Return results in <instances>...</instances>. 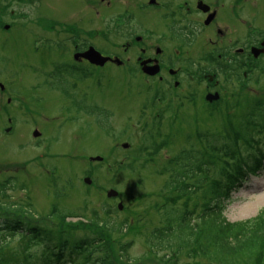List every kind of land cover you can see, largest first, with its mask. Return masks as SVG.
I'll return each instance as SVG.
<instances>
[{
	"label": "rangeland",
	"instance_id": "obj_1",
	"mask_svg": "<svg viewBox=\"0 0 264 264\" xmlns=\"http://www.w3.org/2000/svg\"><path fill=\"white\" fill-rule=\"evenodd\" d=\"M249 1L257 3L252 5L249 21L247 19V24L250 22L253 29L248 31L247 36L253 40L247 44H253L257 32L264 30V0ZM56 3L57 0H54V5ZM36 21V18L21 19L17 24L11 21L17 29L11 39L9 37L7 46L0 50V82L5 89L3 95L0 89V180L15 181L14 189L7 190V194L15 201L30 197L38 216L48 214L56 205L65 214L77 216L68 218L72 221L106 223V227L94 226L98 229L94 232L80 228L71 238L78 240L88 234L99 238L100 233L107 232L112 245L104 244L109 247L108 254L117 257V264H130L118 254L117 244L126 241V238H134L128 249V257L134 260L133 264H168L166 255L169 254L166 251L170 250L158 248V255H152L148 245L149 232L166 222L161 210L173 205L170 201L166 202V195L170 193L164 190L167 179L165 165L183 148L194 147L204 151L205 145L195 140L190 142V136L196 139L197 133L202 131L220 132L229 113L233 115L235 111L247 115L262 108L264 58L252 60L254 66L248 70L240 67L238 80L226 79L218 70L209 71L214 72L210 73V76L214 74L212 80L207 72L209 62L201 60L196 54L193 57L195 60L190 59L192 63L189 60V65L186 64L187 75L182 83L178 87L173 86V82L171 86L165 85L170 91L159 88L161 84L158 81L129 73L125 69L128 66L125 67L117 59H112L105 66L92 64L99 68L93 69L92 76L83 81L67 79L60 82L48 77L46 72L43 77L41 73L38 75L34 71L36 68L29 67L31 71L24 68L26 62L47 64L48 59L58 58L56 51L42 50L40 39L35 45L38 50L30 45L33 34L25 27H36ZM92 26L95 45L104 50L111 49L110 45L101 43L104 34L99 30L100 18H93ZM0 30L6 32L1 27ZM244 35L237 31L231 36L232 57L246 41V37H241ZM215 42L221 47L220 42ZM214 45L206 43L205 46L211 51L218 47ZM213 54L217 57V52ZM131 64L133 69L138 68ZM191 71L196 74L190 78L188 73ZM196 79L201 82L198 86L200 92H196L190 101L193 95L188 85ZM209 86L221 93V103L210 105L204 101L202 91ZM240 95V105L232 110L235 97ZM4 107H9L8 111ZM251 115L254 116L253 113ZM11 118L14 119L10 121ZM36 129L41 133L39 136L34 134ZM124 143L129 146L122 147ZM258 147L264 151L263 140ZM250 151L243 153L246 155ZM138 152L141 156L132 157L131 153ZM96 156L103 159L94 160ZM85 177L91 178L92 183L85 184ZM22 185L27 186L26 191L21 189ZM111 190H115L117 196L109 197ZM201 191L186 201L185 198L178 200L177 206L185 202L188 205L186 208L192 209L197 204L195 208L199 211L207 198ZM262 208L264 172L261 176L250 177L239 191L233 192L224 209V216L229 221L247 220L256 216ZM112 209H117L113 216L109 213ZM140 218L144 222L142 229L135 222ZM122 220L126 222L127 232L119 230L118 224ZM34 223L40 225V222ZM41 224L46 230H51L47 231L49 236L54 237L55 231H59L57 225ZM88 225L89 228L92 226ZM18 247L24 249L23 254H33L31 259L35 263L42 264L37 248L30 246L29 249L27 242L18 238L9 241L3 251L11 253ZM186 252L187 249H184L183 256L179 254L183 261L189 260ZM100 255L99 249H95L92 262ZM18 257L23 259L24 255ZM190 261L192 264H209L204 258Z\"/></svg>",
	"mask_w": 264,
	"mask_h": 264
},
{
	"label": "trees",
	"instance_id": "obj_2",
	"mask_svg": "<svg viewBox=\"0 0 264 264\" xmlns=\"http://www.w3.org/2000/svg\"><path fill=\"white\" fill-rule=\"evenodd\" d=\"M224 73L226 78L239 79L228 68ZM242 95L235 97L232 110L240 105ZM248 113H229L220 132L207 130L197 133L196 139L187 137L190 142L195 140L205 145L204 151L194 147L183 148L167 161L164 190L170 193L166 195V202L170 201L173 205H169V209L164 207L160 212L162 217L166 216V222L149 232L148 245L152 255H158L157 249L164 248L170 250L166 251L169 254L166 255L168 264H192L190 259L198 258L206 259L209 264H264V208L247 220L229 221L224 216L225 205L230 202L232 192L249 176L260 175L264 168V151L258 147L261 140L264 141V105ZM261 133L263 136H257ZM246 150H251V153L244 155ZM131 154L134 158L141 156L139 153ZM14 183L13 180H0V264H37L31 259L33 254H23V248H14L11 253L3 251L15 238L27 242L29 249L30 246L37 248L42 264H117V257L109 255V247L104 244L112 245L107 232L100 233L99 238L89 234L78 240L71 238L80 228L94 232L98 231L95 227H106V223L72 221L68 218L77 216L65 214L56 205L48 214L38 216L30 197L15 201L7 194V190L14 189ZM21 189L26 191L27 186L22 185ZM198 191L208 198L199 211L195 208L197 204L192 209L186 208L188 205L185 202L177 206L178 200L185 198L186 201ZM115 211L117 209H112L109 213L113 216ZM142 220L135 221L141 229L144 228ZM34 221L40 222V225ZM41 222L57 225L59 231H55L54 237L49 236L47 231L51 230L43 228ZM125 223L122 220L118 224L120 231H128ZM88 224L93 227L89 228ZM126 239L118 242V254L133 264L134 260L128 257V249L134 238ZM95 249H99L101 255L92 262ZM184 249H187L189 260L183 261V257L179 256H183ZM21 255H24L23 259L18 257Z\"/></svg>",
	"mask_w": 264,
	"mask_h": 264
},
{
	"label": "flooded vegetation",
	"instance_id": "obj_3",
	"mask_svg": "<svg viewBox=\"0 0 264 264\" xmlns=\"http://www.w3.org/2000/svg\"><path fill=\"white\" fill-rule=\"evenodd\" d=\"M252 5L257 3L249 0H57L54 5V0H0V27L6 31L0 30V50L7 46L9 37L11 39L17 29L11 21L17 24L21 19L36 18V27H25L33 34L30 45L38 50L35 45L40 39L42 50L56 51L58 58L48 59L47 64L26 62L24 68L29 71L36 68L34 71L38 75L41 73L43 77L46 72L48 77L60 82L67 79L83 81L92 76L93 69L99 68L86 57L93 47L106 57L102 66L117 59L128 66L125 69L129 73L158 81L161 88L168 89L165 85L171 86L173 82V86L178 87L182 83L187 75L186 64L196 54L209 62L207 72L211 79L214 74L210 76V73L214 72L209 71L218 70L226 76L224 71L228 68L233 76H239L240 67L248 70L254 66L252 60L264 58V30L257 32L253 44H247L253 40L247 37L248 31L253 30L250 22L247 24ZM93 18H100L99 30L104 34L101 43L110 45L111 49L104 50L95 45ZM237 31L245 33L241 37H246V41L232 57L231 36ZM206 43H216L214 46L218 47L209 51ZM253 49L258 54L254 55ZM213 52H217V57ZM131 62L138 68L133 69ZM246 73L245 70L244 75ZM193 74L196 73H188L190 78ZM3 85L0 82L2 95L5 93ZM199 85L201 82L197 79L188 85L193 95L199 94ZM216 91L209 86L202 92L205 96ZM8 108L4 107L5 111Z\"/></svg>",
	"mask_w": 264,
	"mask_h": 264
},
{
	"label": "water",
	"instance_id": "obj_4",
	"mask_svg": "<svg viewBox=\"0 0 264 264\" xmlns=\"http://www.w3.org/2000/svg\"><path fill=\"white\" fill-rule=\"evenodd\" d=\"M86 57H88L95 64H103L105 62V60H106V58L102 57L100 55V53L96 52L93 47L87 52ZM215 96L217 97V95H211V96L208 95L207 99L211 100ZM123 146L127 147V144H124ZM95 159H101V157H96ZM85 181L87 183H90V179L89 178H85ZM108 195L109 196H116L117 192L115 190H111L108 193Z\"/></svg>",
	"mask_w": 264,
	"mask_h": 264
}]
</instances>
